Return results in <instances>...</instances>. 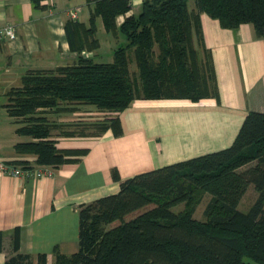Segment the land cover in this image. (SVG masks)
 <instances>
[{"label":"trees","instance_id":"trees-1","mask_svg":"<svg viewBox=\"0 0 264 264\" xmlns=\"http://www.w3.org/2000/svg\"><path fill=\"white\" fill-rule=\"evenodd\" d=\"M32 1L39 5L41 0ZM86 3L88 25L70 18L65 22L69 46L79 53L77 62L30 70L5 96L4 107L18 124L16 133L27 138L16 142L14 150L34 155L37 165L58 167L86 152L58 148V136H98L108 129L120 134L118 114L136 98L217 97L200 13L227 28L251 23L256 35L264 37V0H194L191 9L188 0H143L139 13L126 16L118 26L116 17L131 8L130 0ZM96 16L107 31L126 37L110 62L87 54L99 47ZM130 49L140 82L129 68ZM79 105L110 117L81 131L55 132L65 124L48 115L73 112ZM21 167L33 166L26 161ZM112 176L119 190L79 206L78 249L70 255L56 250L51 264H264V112L249 110L225 148L121 181L116 169ZM249 185L257 196L244 211L238 203ZM201 192L209 195L203 220L194 217ZM19 239L16 227L13 253L4 264H29L30 256L18 251ZM38 264H46L45 255L38 257Z\"/></svg>","mask_w":264,"mask_h":264},{"label":"crops","instance_id":"crops-1","mask_svg":"<svg viewBox=\"0 0 264 264\" xmlns=\"http://www.w3.org/2000/svg\"><path fill=\"white\" fill-rule=\"evenodd\" d=\"M130 1L131 8L116 17L117 26L126 16L139 13L143 0ZM75 8V20L88 25L86 0H41L39 5L32 0H0V27L11 24L16 32L13 38H0V158L16 166L26 161L33 167L41 165L35 164L34 155L14 150L16 142L27 138L15 131L18 124L4 107L6 93L21 85L30 70L77 62L79 53L70 48L65 31L69 11ZM99 21L98 26L104 28ZM200 24L204 45L211 53L218 96L197 101L136 98L118 114V135L108 129L98 136H58V148L86 152L51 167V176L16 177L0 171V264L13 253L16 227L18 251L30 256L29 264H38L40 255L51 264L56 250L74 253L79 206L119 190L113 169L121 181L225 148L249 110L264 112V37L256 35L251 23L227 28L205 12L200 13Z\"/></svg>","mask_w":264,"mask_h":264},{"label":"rangeland","instance_id":"rangeland-1","mask_svg":"<svg viewBox=\"0 0 264 264\" xmlns=\"http://www.w3.org/2000/svg\"><path fill=\"white\" fill-rule=\"evenodd\" d=\"M194 5V0H188V6L191 7ZM102 19L100 16H96L95 26H96V36L99 38V47L95 50L94 60L95 61H103L110 62L113 60V50L114 48L124 45L126 43V37L124 33L121 31H117L116 33L107 31L105 28L98 26L99 20ZM102 28V29H101ZM128 60H129V68L132 72L133 77L140 82L138 77V73L134 63L133 50H128ZM78 110L73 112H60L59 114H50L48 115L49 119L53 122H63L65 126L58 128L59 129H75L78 131L83 130L87 125L91 122L100 121L110 117V114L104 113L101 110H97L93 106L87 105H79ZM78 124L69 125L68 123H76ZM69 125V126H68ZM84 127V128H83ZM88 127V126H87ZM257 196V192L253 185H249L243 194L242 198L238 203V208L241 210H247ZM199 200L196 202L194 217L200 220L205 219L204 216V208L209 200V195L207 193L201 192L198 194ZM197 197V198H198ZM182 207V205H180ZM178 206L177 208H179ZM135 213L127 216V218L132 217Z\"/></svg>","mask_w":264,"mask_h":264},{"label":"built area","instance_id":"built-area-1","mask_svg":"<svg viewBox=\"0 0 264 264\" xmlns=\"http://www.w3.org/2000/svg\"><path fill=\"white\" fill-rule=\"evenodd\" d=\"M78 8L69 11V17L73 20L77 18ZM16 35L15 28L13 25L8 24L0 27V38L7 37L13 38ZM0 171L2 173L10 174L12 176H22L28 175L38 178L41 176H51L53 170L49 166H39V167H20L10 163L3 158H0Z\"/></svg>","mask_w":264,"mask_h":264},{"label":"water","instance_id":"water-1","mask_svg":"<svg viewBox=\"0 0 264 264\" xmlns=\"http://www.w3.org/2000/svg\"><path fill=\"white\" fill-rule=\"evenodd\" d=\"M84 56H86V53H83ZM89 56H91V54H88Z\"/></svg>","mask_w":264,"mask_h":264}]
</instances>
